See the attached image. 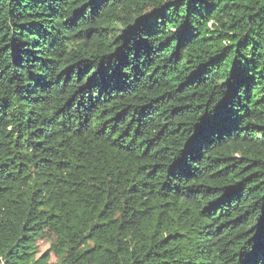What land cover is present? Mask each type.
Segmentation results:
<instances>
[{"label":"trees","instance_id":"1","mask_svg":"<svg viewBox=\"0 0 264 264\" xmlns=\"http://www.w3.org/2000/svg\"><path fill=\"white\" fill-rule=\"evenodd\" d=\"M0 264H264V0H0Z\"/></svg>","mask_w":264,"mask_h":264},{"label":"rangeland","instance_id":"2","mask_svg":"<svg viewBox=\"0 0 264 264\" xmlns=\"http://www.w3.org/2000/svg\"><path fill=\"white\" fill-rule=\"evenodd\" d=\"M38 245H39V249H40L41 252H45L49 248V244L46 241H44V240L39 241ZM52 260L53 261L56 260V257L54 255L52 256Z\"/></svg>","mask_w":264,"mask_h":264}]
</instances>
